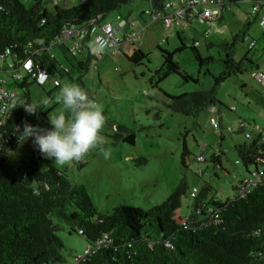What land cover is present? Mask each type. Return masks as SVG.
Instances as JSON below:
<instances>
[{
	"label": "trees",
	"instance_id": "1",
	"mask_svg": "<svg viewBox=\"0 0 264 264\" xmlns=\"http://www.w3.org/2000/svg\"><path fill=\"white\" fill-rule=\"evenodd\" d=\"M47 1L53 3L52 9L47 7ZM60 1L32 0L31 5L26 6L21 0H0V72L4 70L11 75L12 84L6 81L4 86L14 93L13 104L17 105L11 109L6 122L0 124V264H264V141L259 132L249 137L245 135L250 140L248 143L235 145L239 163L243 164L248 176L232 185L233 196L226 200L210 196L212 187L205 182L200 192L191 196L194 201L190 213L185 216L181 214V200L188 190L185 175L160 204L142 209L121 203L111 211L100 212L85 189L72 184L64 171L39 151L27 159L10 162L8 154L20 143L16 127L22 130L25 122L51 127L47 115L56 104L32 115L20 104L34 101L29 92L30 80L45 90L48 84L60 85L59 77L68 75L56 51L69 65L84 72L88 71L91 58L98 60L111 50L122 53L134 65H141L147 59L136 40L127 53L120 45L96 53L94 33L90 31L93 26L101 28L106 23L115 24L117 16L112 22L105 21L106 16L136 0H80L71 7L61 6ZM146 1L150 6L146 11L149 15L164 11L168 0ZM238 1L243 0H223V5L227 7ZM247 1L252 8L254 0ZM261 8L264 10V5ZM251 14L260 22V10L251 11ZM127 24L121 43L127 41ZM66 30L70 34L63 37L62 32ZM245 34L243 27L231 39L225 38L219 44L225 51L224 69L213 78V88L167 95L171 111L196 117L207 106L219 103L216 88L222 81L246 71L264 74L258 59L248 54L257 44L255 39L248 41V51L240 59L235 57V47ZM176 35L180 45L174 51L159 47L162 62L150 78L155 85L172 73L185 80L191 79L175 60L176 52L189 51L199 62L200 69L213 61L210 56H201L197 40L187 45L180 29L176 30ZM259 43L264 53V34ZM28 59L32 61V73L41 69L47 71L45 83L37 82L23 69ZM16 72L21 78L13 77ZM78 81L93 98L82 76ZM18 88L25 89V93L21 95ZM46 93L50 97V93ZM111 128L115 140L123 138L124 142L134 145L133 131L119 124ZM244 128L245 125H240L239 132L243 133ZM222 154L221 151L212 154L209 162L221 165ZM186 155L184 141L182 162ZM138 160L140 165L147 162L144 157ZM197 161L205 162L206 159ZM64 228L80 234L91 248L78 262L76 257L66 262L62 255L64 244L58 232Z\"/></svg>",
	"mask_w": 264,
	"mask_h": 264
},
{
	"label": "rangeland",
	"instance_id": "2",
	"mask_svg": "<svg viewBox=\"0 0 264 264\" xmlns=\"http://www.w3.org/2000/svg\"><path fill=\"white\" fill-rule=\"evenodd\" d=\"M21 1L26 6L32 3V0ZM79 1L61 0L59 4L71 7ZM168 1L178 8L184 0ZM47 7L52 9L53 3L47 1ZM149 8L148 1L136 0L112 10L105 18V21L112 22L120 15L138 22L136 32L140 33L135 40L147 54V59L141 65H134L122 53L111 50L98 60L91 58L89 69L84 72L69 65L56 51L68 75L59 77L60 85L48 84L45 90L30 80L29 92L34 101L48 97L46 91L50 97H54L66 83L79 86L78 78L82 76L93 99L102 107L106 120L100 132L101 143L80 161L59 165L53 160V165L64 171L72 184L85 189L98 211H111L121 203L148 209L162 203L185 175L188 190L181 200V214L185 216L190 213L194 201L190 192L196 189L199 193L205 182L212 187L210 196L226 200L233 196L232 185L248 176L243 164L239 163L235 145L248 143L250 140L245 137L247 133L255 135L257 128H264V89L256 80L255 72L232 75L216 88L219 103L214 105L215 113L210 112L212 106H207L196 117L171 111L167 106V95L211 90L213 78L224 69L225 51L219 44L225 38L231 39L243 27L246 34L235 47V57L240 59L248 51V41L255 39L257 44L248 54L258 59L260 70L264 71V53L259 43L264 26L251 14V3L247 0L231 3L221 21L201 22L193 18L182 23V26L185 25L181 31L186 44L191 45L193 39L197 40L201 56H210L213 61L205 63L200 69L199 62L189 51L176 52L175 60L180 63L182 72L191 76V79L185 80L172 73L155 85L150 78L162 62L159 47L174 51L180 45L176 35L179 27L167 29L160 21H153L146 13ZM80 59L84 60L83 57ZM4 76L12 84L11 75L5 73ZM17 90L21 95L25 93V89ZM233 106L234 110L231 109ZM60 108L61 105L56 104L51 113ZM213 117L217 128L212 124ZM113 124L123 125L133 131L134 145L124 142L123 138L115 140L111 128ZM240 125H245L243 133L239 132ZM184 141L187 155L182 162ZM104 151L110 153L108 159L104 158ZM220 151L223 153L221 165L210 163L211 155L219 154ZM35 152L33 139L29 138L21 141L18 148L8 154V158L14 163L29 158ZM198 156L204 157L206 161L198 162ZM141 157L147 159L146 164L138 163ZM58 235L63 240L62 255L66 262L84 255L88 247L84 237L69 232L67 228L59 231Z\"/></svg>",
	"mask_w": 264,
	"mask_h": 264
},
{
	"label": "clouds",
	"instance_id": "3",
	"mask_svg": "<svg viewBox=\"0 0 264 264\" xmlns=\"http://www.w3.org/2000/svg\"><path fill=\"white\" fill-rule=\"evenodd\" d=\"M97 43L102 49L106 42L100 40ZM54 104L61 105V108L47 115L51 127L33 126L25 122L22 130L15 128L18 140L24 142L32 137L35 149L59 165L80 161L101 143L100 132L106 120L103 109L84 89L73 83L64 84L54 97L20 105L27 114L32 115L48 110ZM16 106L11 105V109ZM103 156L108 159L110 153L104 151Z\"/></svg>",
	"mask_w": 264,
	"mask_h": 264
},
{
	"label": "built area",
	"instance_id": "4",
	"mask_svg": "<svg viewBox=\"0 0 264 264\" xmlns=\"http://www.w3.org/2000/svg\"><path fill=\"white\" fill-rule=\"evenodd\" d=\"M56 1V0H55ZM264 2L262 0H254V5L251 8L252 13L260 10V24L264 25V10H262V6ZM227 8L223 5V0H185L183 5L180 7H175L174 3L167 1L164 4V11L161 12H153L149 13L153 21H160L165 26V28L169 29L173 26H178L180 23L185 22L184 20H192L193 18H198L201 22L215 21L217 20L221 14L223 9ZM152 11V9H151ZM148 12V11H147ZM128 22L127 19H124L120 16L116 17L115 24L106 23L101 28H97L93 26L90 31L94 33V50L96 53H101L103 49H113L118 48L120 45V41L122 39V35L124 34V25ZM70 34V31H63L62 36L66 37ZM127 41L134 42L136 39V35L134 32L127 33L126 37ZM103 40L106 43L101 47L98 45V41ZM124 42V41H123ZM252 44V43H251ZM23 69L27 72H30L32 76H34L39 83H45L47 81L48 75L47 71L44 69L39 70L37 73H32V61L30 59L26 60L23 63ZM20 73H14L13 77L15 79L21 78ZM256 80L264 86V74L261 72L256 73ZM6 79L0 77V111L2 113V117L0 119V124L6 122L7 118H9V114L11 111V105H13L14 101V93L5 89ZM54 84H57L54 81ZM210 112L212 114L215 113L214 106L211 107ZM212 124L214 127H217V122L214 117L212 118ZM262 136V140L264 141V128L257 129ZM250 134H246V137H249ZM199 161L203 160V157H198ZM197 190L194 189L190 192V196H195ZM91 251V248L88 246L85 250L84 254H87ZM82 257L77 256L75 261Z\"/></svg>",
	"mask_w": 264,
	"mask_h": 264
},
{
	"label": "crops",
	"instance_id": "5",
	"mask_svg": "<svg viewBox=\"0 0 264 264\" xmlns=\"http://www.w3.org/2000/svg\"><path fill=\"white\" fill-rule=\"evenodd\" d=\"M231 7V5L230 6H227V8H225V9H223V11H222V14H221V16L217 19V20H215V21H221L222 19H223V16H224V13H225V11L227 10V9H229ZM256 17V16H255ZM125 18H128L127 20H128V26H127V28H126V31L128 32V33H131V32H134L135 33V35L138 37V35H139V33L140 32H136V30H137V27L136 26H138V22H135V21H133L132 19H130L129 17H125ZM185 21H187V20H185ZM145 22V21H144ZM183 23H185V22H183ZM177 27H179V29L181 30V28H184L185 27V25L184 26H182V24L180 23ZM178 29V30H179ZM135 42V41H134ZM138 45V44H137ZM120 46L122 47V49L124 50V52H128L129 50H130V48L132 47V45H131V42H129V41H124V42H122L121 44H120ZM139 47H140V45H138ZM141 48V47H140ZM2 74H5L6 72L3 70V72H1ZM262 73V72H261ZM252 74V73H251ZM2 76H4V75H2ZM262 87H263V89H264V86L262 85ZM232 110H234L235 109V107L233 106L232 108H231ZM257 129H260V128H257Z\"/></svg>",
	"mask_w": 264,
	"mask_h": 264
}]
</instances>
